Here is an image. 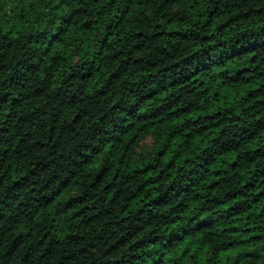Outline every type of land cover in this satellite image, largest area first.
<instances>
[{
  "label": "trees",
  "instance_id": "16d2710c",
  "mask_svg": "<svg viewBox=\"0 0 264 264\" xmlns=\"http://www.w3.org/2000/svg\"><path fill=\"white\" fill-rule=\"evenodd\" d=\"M0 264H264V0H0Z\"/></svg>",
  "mask_w": 264,
  "mask_h": 264
},
{
  "label": "rangeland",
  "instance_id": "374dc122",
  "mask_svg": "<svg viewBox=\"0 0 264 264\" xmlns=\"http://www.w3.org/2000/svg\"><path fill=\"white\" fill-rule=\"evenodd\" d=\"M151 138L147 137L139 146V149L138 151L139 152H145V151H148L151 147Z\"/></svg>",
  "mask_w": 264,
  "mask_h": 264
}]
</instances>
